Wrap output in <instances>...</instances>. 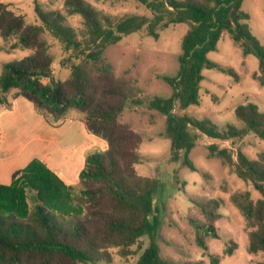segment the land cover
Segmentation results:
<instances>
[{
    "label": "trees",
    "instance_id": "trees-1",
    "mask_svg": "<svg viewBox=\"0 0 264 264\" xmlns=\"http://www.w3.org/2000/svg\"><path fill=\"white\" fill-rule=\"evenodd\" d=\"M135 1L154 12L155 24L189 25L181 42L179 72L165 78L172 94L151 102L166 115L172 157L176 158L183 146L186 153L192 147L187 142V126L215 140H236L246 133L264 140V112L253 102L235 109L243 129L233 125L220 128L207 118H175L171 112L176 101L182 110L198 104L202 70L216 67L207 54L216 49L225 31L245 54L258 58L255 76L264 85V47L249 27L250 15L241 10L243 0ZM64 10L66 14L35 4L42 23L27 24L22 14L0 1V36L16 39L13 48L18 45L32 51L19 63L3 64L0 91L31 101L54 127L69 118L70 111H78L87 132L102 138L107 148L86 155L76 186L65 184L38 159L17 171L10 185H0V264L109 263L112 249L127 256L129 248L144 235L151 241L135 264H205L203 260L178 263L160 255L155 243L160 223L154 206L159 180L138 174L142 136L120 121L129 101L139 103L134 101L139 90L116 82L112 66L103 56L108 45L120 41L122 35L142 30L147 17L130 16L114 22L88 0H65ZM75 14L83 19L81 36L66 23L67 16ZM46 32L70 54L71 74L64 81L54 76V56L47 51ZM148 32L158 36L153 25ZM229 72L238 79L235 72ZM3 100L0 97V104L8 105ZM210 151L259 192L261 197L256 201L249 192L234 194L232 201L251 227L249 253H264V157L251 160L238 152L234 160L227 149L211 146ZM186 158L184 164L195 169ZM197 205L205 222L193 221L196 242L207 249L204 237H218L215 222L222 216L220 203L210 199ZM236 248L237 243L231 241L226 253L233 254ZM219 262V256L211 257V264Z\"/></svg>",
    "mask_w": 264,
    "mask_h": 264
},
{
    "label": "rangeland",
    "instance_id": "rangeland-1",
    "mask_svg": "<svg viewBox=\"0 0 264 264\" xmlns=\"http://www.w3.org/2000/svg\"><path fill=\"white\" fill-rule=\"evenodd\" d=\"M0 1L6 3L14 13L22 14L27 24L42 23L35 11V4L44 10H57L66 14L65 0ZM88 2L114 22L130 16L147 17L142 30L122 35L120 41L108 45L103 56L111 64L116 82L133 85L139 90L134 97V101L139 103L129 101L121 113L120 121L142 136L139 149L141 160L136 166L138 174L159 180L154 206L160 223L155 243L161 257L178 263L203 260L205 264H211V257L219 256L218 264H264V253H249L251 227L232 201L234 194L249 192L254 201L261 196L251 183L236 175L234 167L210 151L211 146H216L219 150H229L234 160L238 152L251 160H257L264 157V140L252 133H246L236 140H215L187 126V142H191L192 147L186 153V147L183 146L173 158L166 115L156 104L151 103L172 94V88L165 78H173L179 72L181 42L189 25L167 21L165 26L155 24L154 12L135 0ZM241 10L250 15L249 27L264 47V0H243ZM66 23L79 36L82 35L84 25L81 16L68 15ZM150 25L154 26L157 37L149 34ZM44 37L47 51L54 56L52 68L55 78L61 81L68 79L71 74L70 61H67L70 54L64 52L58 40L47 32ZM16 42L14 38L4 40L0 36V72L3 64L19 63L32 53L18 45L13 48ZM207 57L216 67L202 70L198 104L182 110L176 101L171 112L175 118L184 115L199 120L207 118L220 128L233 125L243 129V122L235 114L238 106L253 102L264 112V85L255 76L259 70L258 58L245 54L227 31ZM229 70L235 72L238 79ZM0 97L8 102L12 94L0 91ZM73 115L82 117L76 110L70 111V116ZM186 156L195 169L184 164ZM210 199L219 201L218 212L222 216L215 222L218 237L205 236L207 249H204L196 242L197 231L193 221L205 222L197 204ZM150 241V236L144 235L129 248L127 256H122L119 249H112L111 261L98 264H135ZM231 241L237 243V248L229 255L226 248Z\"/></svg>",
    "mask_w": 264,
    "mask_h": 264
},
{
    "label": "crops",
    "instance_id": "crops-1",
    "mask_svg": "<svg viewBox=\"0 0 264 264\" xmlns=\"http://www.w3.org/2000/svg\"><path fill=\"white\" fill-rule=\"evenodd\" d=\"M0 104V185L34 159L40 160L65 184L76 186L89 153L106 150V142L88 133L80 115L51 126L24 97Z\"/></svg>",
    "mask_w": 264,
    "mask_h": 264
}]
</instances>
